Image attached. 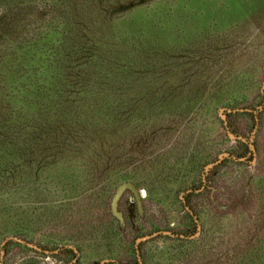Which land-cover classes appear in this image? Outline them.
<instances>
[{"label": "rangeland", "instance_id": "obj_1", "mask_svg": "<svg viewBox=\"0 0 264 264\" xmlns=\"http://www.w3.org/2000/svg\"><path fill=\"white\" fill-rule=\"evenodd\" d=\"M101 1L0 0V116H87L74 101L73 110L77 112L71 115L65 110V101L55 103L58 99L42 93L30 94L36 99L22 93L23 98L16 96V86L2 80V65L8 57L16 56L17 46L38 41L60 43L68 32L78 29L85 40L92 39L104 49H129L121 41L122 32L136 35L143 30L140 20L144 15L155 13L161 18L180 6L184 8V20L173 27L172 39L155 38V50L142 63L155 72L172 68L167 78L156 82L162 84L160 87L178 90L170 99L176 104L175 110L151 115L176 116L165 124L169 132L161 134L159 144L163 147L157 146L166 158L165 168L157 161L152 164V172H162L151 175V168L138 160L121 167L123 172L140 166L130 181L144 195V213L140 214L134 194L130 190L124 193L119 202L124 227L110 211L118 185L108 199L101 201L105 189L100 178L94 182L82 178L85 193L80 197L69 185H58L52 177L42 178L36 186L22 181L0 188L4 197L20 206L14 213L41 221L37 228L26 227L31 233L0 229V264H132L130 247L137 250V264H241L249 249L263 243L255 241H264V11L256 16L253 30L248 23L251 17L241 18L246 14H242L240 0H234L231 15L227 12L231 0H148L128 14L122 8L138 0ZM97 2L102 3L100 12L94 8ZM187 7H193L192 12ZM17 69L41 78L35 64ZM27 98L30 103L24 102ZM191 98L198 105L185 114L182 111ZM124 131L128 136L121 140L120 154L127 159L130 139L126 128ZM136 135L141 141L147 134L138 128ZM179 150L185 151V159L189 160L193 153L187 152L194 150L203 160L199 171L188 176L202 188L196 193L181 191L171 198L179 176L169 166L177 164ZM212 168L216 169L213 175ZM152 177L162 181L169 198L160 201ZM147 186L152 188L151 198ZM201 191L203 196H195ZM191 197L193 209L186 206ZM250 217L257 230L249 229ZM141 238L146 239L139 241ZM9 241L13 243L9 245ZM67 247L77 253L73 262L65 261L63 254L57 255Z\"/></svg>", "mask_w": 264, "mask_h": 264}, {"label": "trees", "instance_id": "obj_2", "mask_svg": "<svg viewBox=\"0 0 264 264\" xmlns=\"http://www.w3.org/2000/svg\"><path fill=\"white\" fill-rule=\"evenodd\" d=\"M147 1L138 0L137 4L131 2L122 8V12L128 14ZM240 2L243 3L242 14H246L241 18L251 17L248 23L255 30L254 22H258L256 16H260L264 11V0H240ZM101 4L97 2L96 7L94 6L98 12L101 11ZM233 5L234 0H231L227 9L230 15L229 10L234 8ZM187 8H190L188 12H192L193 7ZM183 10L184 8L178 6L172 9L171 14H163L161 18L155 13L144 15L140 20L143 30L136 35L126 30L124 33L121 31L123 38L121 41L126 42L125 45L129 49H116V47L104 49L92 39L85 40L75 27L76 30L72 29L68 32L60 43L47 41L45 44L44 41L42 43L38 41L17 46L16 56L8 57L6 64L2 65L4 69L2 80L10 87L16 86V96L22 93L36 99L34 95L42 93L49 99L50 97L52 100L58 99L55 103L60 100L65 101L68 105L65 110L71 115L77 112V109L73 110L74 101L75 107L83 109L87 116H0V188L8 187L9 184L16 185L22 181L36 186L41 184L42 178L52 177L59 181L58 185H69L70 189L80 197L85 193L82 178H89L92 182L100 178L105 189L101 201H105L117 185L134 180L136 177L135 170L140 166L131 170L124 169L123 172L120 170L131 161L134 163L138 160L139 164L151 168L149 170L151 175H160L162 171L153 174L152 171L155 169L152 164L156 165L159 161L161 167L165 168L163 164L166 158L158 148L163 147V144H159V139L162 133L169 132V129L165 128L166 122L176 116L151 115L175 110L176 104L170 99L178 93V90L160 87L162 84H157L159 82L157 79L167 78L172 68L155 72V70H147L142 63L144 59L148 60L149 54L155 50V38L166 40L174 34L173 27L179 25L180 20L184 18ZM88 11L97 12L93 9ZM258 26H256L257 30ZM263 27L260 26L262 30ZM161 35L163 38H160ZM111 50L113 52H109ZM33 64L38 68L37 74L41 75V78L27 76L30 73L24 69H17V66ZM20 77H26V80H20ZM23 83H26L27 87H23ZM155 83L158 86H153L156 85ZM24 102L30 103V100L27 98ZM185 105L187 109L182 112L186 114L198 104L194 103V98H191ZM149 126L150 128L145 130ZM125 128L129 132L130 139L127 159L120 154L121 140L124 136H128L124 131ZM138 128L140 132L147 134L145 138L141 137V141L136 135ZM256 148L258 149V145ZM247 151L249 152V147ZM184 152L179 150V156H176L177 164L169 166L175 176H179L177 178L179 184L169 196L171 198L181 191L191 190L196 193L202 188L188 176L194 171H199L198 168L203 166L204 162L203 160L201 162L200 156L194 153V150L187 152V154L193 153V156L189 154V160L184 158ZM250 153L253 154V151L250 150ZM126 160L128 162L125 164ZM214 170L216 169H211L212 175ZM212 175L208 178H212ZM151 181L153 184L156 183L155 190H158L161 202L169 198L168 194H165L166 188L162 186V181L156 180L155 177H152ZM202 185H204L203 181ZM147 190L151 198L152 188L147 186ZM198 195L203 196L204 192L195 194ZM0 196V229L6 228L8 232L21 231L24 234L27 231L33 232L26 230L29 225L33 228L38 227L41 222L39 218L31 221L30 216L27 217L28 219L18 216L13 211L20 209V206H14L8 197H4L2 189ZM186 206L193 209L192 197ZM249 219V229L257 230L255 220L252 223V218ZM192 221L195 225L194 218ZM261 224L264 225V218L261 219ZM107 238L111 239L110 234ZM255 242L263 243L256 244L254 249H249L250 252L246 253L241 264H264V241ZM10 243L13 242L9 241V245ZM143 244L140 245V251ZM130 253L131 263L137 264L139 262L135 256L137 250L130 247ZM61 254L67 262L77 259V253L69 247L60 250L57 255Z\"/></svg>", "mask_w": 264, "mask_h": 264}, {"label": "water", "instance_id": "obj_3", "mask_svg": "<svg viewBox=\"0 0 264 264\" xmlns=\"http://www.w3.org/2000/svg\"><path fill=\"white\" fill-rule=\"evenodd\" d=\"M128 190H130L134 194L136 205L138 207L140 214L144 213L143 191L140 188H138V186L133 181L122 182L121 184L118 185L117 189L115 190L114 195L111 199V203H110V211L119 220L121 227H124L126 225V223H125V219L123 216V212L121 210H119V202H120L121 198L123 197L124 193ZM162 233L163 234H169L167 232H162ZM157 234H160V233H157ZM146 238L148 239V238H150V236H147ZM146 238H141V239H139V241H142L143 239H146ZM9 239H11V238H9ZM14 239L18 240L20 242H23L30 247H34V248L39 249L36 245H34L32 243H28L22 239H17V238H14ZM139 241L136 240V243H138Z\"/></svg>", "mask_w": 264, "mask_h": 264}, {"label": "flooded vegetation", "instance_id": "obj_4", "mask_svg": "<svg viewBox=\"0 0 264 264\" xmlns=\"http://www.w3.org/2000/svg\"><path fill=\"white\" fill-rule=\"evenodd\" d=\"M135 198V197H134ZM136 202V201H135ZM137 206V205H136ZM138 208V207H137ZM141 262V261H140Z\"/></svg>", "mask_w": 264, "mask_h": 264}]
</instances>
